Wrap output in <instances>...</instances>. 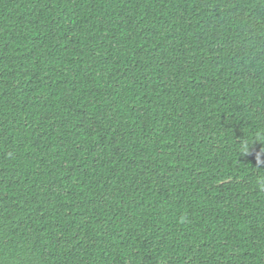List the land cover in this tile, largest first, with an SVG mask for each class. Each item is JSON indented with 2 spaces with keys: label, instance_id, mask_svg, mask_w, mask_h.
Segmentation results:
<instances>
[{
  "label": "trees",
  "instance_id": "trees-1",
  "mask_svg": "<svg viewBox=\"0 0 264 264\" xmlns=\"http://www.w3.org/2000/svg\"><path fill=\"white\" fill-rule=\"evenodd\" d=\"M261 154L264 0H0V264H264Z\"/></svg>",
  "mask_w": 264,
  "mask_h": 264
},
{
  "label": "clouds",
  "instance_id": "clouds-1",
  "mask_svg": "<svg viewBox=\"0 0 264 264\" xmlns=\"http://www.w3.org/2000/svg\"><path fill=\"white\" fill-rule=\"evenodd\" d=\"M250 149H249V147H248V145L247 144H244V145H242V147H241V151L242 152H248ZM261 164H260V167H264V154H261Z\"/></svg>",
  "mask_w": 264,
  "mask_h": 264
}]
</instances>
